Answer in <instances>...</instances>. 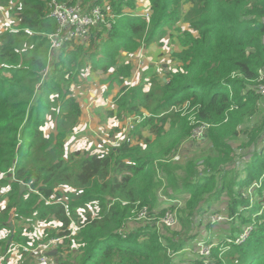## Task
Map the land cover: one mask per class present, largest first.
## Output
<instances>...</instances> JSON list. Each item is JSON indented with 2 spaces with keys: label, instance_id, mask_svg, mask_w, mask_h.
Returning <instances> with one entry per match:
<instances>
[{
  "label": "trees",
  "instance_id": "16d2710c",
  "mask_svg": "<svg viewBox=\"0 0 264 264\" xmlns=\"http://www.w3.org/2000/svg\"><path fill=\"white\" fill-rule=\"evenodd\" d=\"M51 1L0 0V8L14 2L15 21L0 34V204H7L0 235L12 231L9 213L16 210L12 243V233L0 239L2 264L17 246L26 262L35 260V249L56 238L63 244L48 254L52 264H264V116L248 126L263 114L264 96L255 87L264 70V0H145L149 20L135 11L141 0H58L100 6L115 17L112 30L98 29L86 44L66 43L58 51L48 38L57 30ZM181 20L189 29L176 28L181 51L172 56L173 70L165 64L166 80L152 73L148 90L144 77L124 86L134 70L126 58L163 41ZM88 70L112 73L105 97L121 87L115 117L134 126L131 138L100 145V152L71 150L84 113L71 87ZM47 117L55 127L49 134ZM203 124L204 134L192 138ZM249 130L239 149L257 151L243 169L236 160L245 152L234 141ZM184 147L189 154H181L187 159L181 169L172 163L181 155L172 154ZM252 186L256 204L248 196ZM223 195L229 198L227 238L207 244L209 258L196 250L190 255L196 239H179L178 230L190 229L189 218L205 215ZM144 210L145 223L138 225ZM168 210L176 211L177 228L160 222ZM24 225L53 230L32 241Z\"/></svg>",
  "mask_w": 264,
  "mask_h": 264
},
{
  "label": "rangeland",
  "instance_id": "374dc122",
  "mask_svg": "<svg viewBox=\"0 0 264 264\" xmlns=\"http://www.w3.org/2000/svg\"><path fill=\"white\" fill-rule=\"evenodd\" d=\"M145 0L139 1L137 4V8L135 11L142 12L141 10L149 8V3H145ZM78 4V3H77ZM76 5V4H75ZM14 2L9 3V7L6 8H0V34L3 33L5 30L9 29L10 27L14 26L13 23L15 22L13 17L10 15V10L13 8ZM190 8L188 5H184V10H187ZM176 28H183L184 30L189 29L188 25L183 22L182 20L179 21V23L176 25V27L169 32L170 36H167L163 41L157 42L154 45L148 47V48H141V50L133 54L131 56H128L126 58V63L132 64L133 67V73L130 75L129 78L125 79V85L128 87H132L137 85L140 81H142L144 77V83L146 90L151 88V81L153 80L152 73H156L160 75V78L163 80H166V76L163 75L162 71L160 69L156 70V66H160L164 70L165 64L170 66V68L173 70L174 66L171 65V59L172 56L175 53H178L181 51V47L179 45L178 37L179 32ZM172 36V37H171ZM149 71L151 72L149 75L147 73ZM165 71V70H164ZM167 74V73H166ZM112 77V73L100 75L95 74V72L88 70L84 71V77L82 82L79 84H74V86L71 87V93L72 96L77 98L82 106L83 117L82 122L80 126L77 129V135L76 138H74V143L71 146V150L79 149L80 151L84 152L85 150H93L96 152H100L101 150H98L100 145L104 147L108 146H116L118 144H121L122 141L127 139L132 130L134 129V126L131 124L130 118H126L125 120L117 119L116 116V108L114 110L115 104H114V98L118 95L119 91L121 90V87L115 86L114 91L110 95L109 98H106L105 95L109 89V81ZM88 105V106H87ZM260 109L263 111V114L259 116L253 117L252 122L248 125L250 126L249 129L254 127L255 124L261 123L262 118L264 116V105L260 103ZM111 112H114V115H110ZM101 114L107 119L108 122H104L103 118L101 117ZM47 126L45 128V133L49 134L51 132H54V126L52 127V122L50 117H47ZM251 131L245 135L243 134L240 136V138L237 141H234L235 147L238 149L247 142V136L250 137ZM141 135L144 138H147L148 131L143 130ZM131 138V137H129ZM154 137H151L153 140ZM71 139H69L70 141ZM71 141V142H72ZM113 143L112 145H110ZM140 142L138 139L133 140V145H138ZM231 143V142H230ZM232 144V143H231ZM183 148V147H182ZM182 148L178 150L177 152H174L172 154V159H177L183 151ZM242 149H239V152ZM184 151L189 152L187 149ZM245 153L240 154L237 157L236 162L240 164L238 166L239 168L246 169L247 166L251 163L253 159L254 152L257 151V148L254 149H248V150H242ZM259 152V151H258ZM261 153V152H260ZM187 159L181 155L176 161H173L172 163L176 164L181 169L184 168V163ZM23 184V183H22ZM255 186V185H253ZM251 187L250 191H248V196L250 197V203L256 204V193H255V187ZM78 196H81L79 194ZM228 201L229 198L226 195H223L219 199H216L214 203H212L211 206L205 207V215L199 216L198 219H195L193 221V218H189V221L191 222V227L188 230H178L179 233V239H182L184 236H192L196 239V241L190 246L188 250H186L190 255H193V251L199 252L198 245L200 246L201 250L202 248H205V246H208V243H212L213 246H216L221 242V240H224L227 238V233L229 232V227L231 228V225L228 223H222L223 221H218L219 214H221L222 217L229 220L227 215V208H228ZM174 204L177 206H182L180 202L177 200L174 201ZM181 204V205H180ZM264 204V203H263ZM7 207V204H0V213L2 211H5ZM167 207H170L167 205ZM15 208L11 210L9 213L12 218V224L15 226V222L13 221ZM170 211V210H168ZM144 212V211H143ZM142 212V213H143ZM174 215V220L176 222V225L174 228H177L179 225V219L176 211L172 212ZM212 213V214H211ZM211 214V215H207ZM176 215V217H175ZM145 218L143 214L138 215L137 220L140 222H137L138 225H143L145 223ZM221 218V217H220ZM177 219V221H176ZM197 220V223H196ZM163 223V219L160 221ZM9 223V220H8ZM5 223V224H8ZM239 225V222H238ZM237 225V226H238ZM23 234L27 236L28 239H32V241L43 240L45 237V230H50L53 227L51 225H45V226H38L36 229H31L29 226L24 225L23 227ZM15 229V227H14ZM12 230L11 232L5 231L6 235L2 236L0 235L1 240H7L5 237L12 233L11 240L8 243H12L13 236H15V230ZM42 231L44 232L42 235ZM10 243V244H11ZM192 243V241H191ZM209 247V246H208ZM27 248V247H25ZM8 249V246L7 248ZM10 258L11 263L13 264H22L24 261L22 259H25L20 251V247L12 248L10 251ZM37 260H32L29 264H42L39 261V257H37ZM203 258V257H202ZM184 258L179 257V262L183 261ZM187 260H191L189 256H186ZM204 259V258H203ZM4 257L0 255V264L3 263ZM50 262V263H49ZM45 264H52L51 261H48Z\"/></svg>",
  "mask_w": 264,
  "mask_h": 264
},
{
  "label": "built area",
  "instance_id": "2783aa9c",
  "mask_svg": "<svg viewBox=\"0 0 264 264\" xmlns=\"http://www.w3.org/2000/svg\"><path fill=\"white\" fill-rule=\"evenodd\" d=\"M49 17L54 19L57 23V30L55 33L50 34L48 36L49 41L52 44V50L58 51L60 50L66 43H75V44H86L94 31L98 29L105 28L107 30H112V25L114 20V15L105 16L102 8L100 6L91 7L90 10L86 9L82 5H68L65 3H61L58 0H52L49 4ZM143 16L146 20L150 19L151 10L150 7L147 9L141 10ZM103 25L102 27H99ZM264 44V38H263ZM160 69L163 75H167L166 72L158 65L156 66V70ZM157 73V72H156ZM160 76L159 74H157ZM257 86L255 87L257 93L261 96H264V70L260 72V78L256 82ZM131 121V120H130ZM141 120H138L139 123ZM133 125V121H131ZM208 125L203 124L200 127H196L192 131V138L199 139L207 130ZM144 210V217L146 216ZM174 214L171 211H167L163 219V225L167 227H174L176 222L174 220ZM218 221L226 222L227 219L219 215ZM176 217V216H175ZM177 221V220H176ZM251 232V228H248L237 240V244L244 242ZM63 244V239L56 238L50 240L48 243H43L35 249L37 257H39V261L42 264L50 261L49 253L53 248L58 247ZM199 248V256L203 258H209L212 254L211 247L205 246V248ZM24 251L29 253L30 250L28 248H24Z\"/></svg>",
  "mask_w": 264,
  "mask_h": 264
},
{
  "label": "water",
  "instance_id": "95a60500",
  "mask_svg": "<svg viewBox=\"0 0 264 264\" xmlns=\"http://www.w3.org/2000/svg\"><path fill=\"white\" fill-rule=\"evenodd\" d=\"M20 188H21V193L24 192L26 190V185L25 184H20ZM12 215H10V218H9V225L11 227V229L13 230L14 229V226L12 224V218H11ZM7 251V249H6ZM55 254L54 253H51L50 256H54Z\"/></svg>",
  "mask_w": 264,
  "mask_h": 264
},
{
  "label": "crops",
  "instance_id": "0c3cea01",
  "mask_svg": "<svg viewBox=\"0 0 264 264\" xmlns=\"http://www.w3.org/2000/svg\"><path fill=\"white\" fill-rule=\"evenodd\" d=\"M144 2L147 3V1H144ZM87 106H88V105H87ZM182 153H183V155L189 154V153H187V152H182ZM182 153H181V154H182ZM22 260L24 261L22 264H29L30 262H32V260L26 262V260H28V259H22ZM36 260H37V259H36ZM8 264H13V263H11V258H10V256H9Z\"/></svg>",
  "mask_w": 264,
  "mask_h": 264
},
{
  "label": "clouds",
  "instance_id": "9594fccd",
  "mask_svg": "<svg viewBox=\"0 0 264 264\" xmlns=\"http://www.w3.org/2000/svg\"><path fill=\"white\" fill-rule=\"evenodd\" d=\"M150 10H151V5L149 4Z\"/></svg>",
  "mask_w": 264,
  "mask_h": 264
}]
</instances>
